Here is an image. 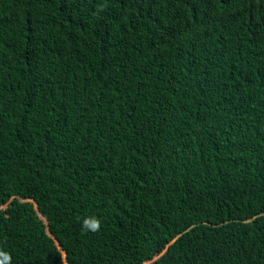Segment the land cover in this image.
Instances as JSON below:
<instances>
[{"label": "trees", "instance_id": "1", "mask_svg": "<svg viewBox=\"0 0 264 264\" xmlns=\"http://www.w3.org/2000/svg\"><path fill=\"white\" fill-rule=\"evenodd\" d=\"M0 251L264 264V0H0Z\"/></svg>", "mask_w": 264, "mask_h": 264}, {"label": "clouds", "instance_id": "2", "mask_svg": "<svg viewBox=\"0 0 264 264\" xmlns=\"http://www.w3.org/2000/svg\"><path fill=\"white\" fill-rule=\"evenodd\" d=\"M101 222L96 216H88L82 220L81 229L85 233H96L100 230ZM0 264H11V257L8 253L0 251Z\"/></svg>", "mask_w": 264, "mask_h": 264}]
</instances>
